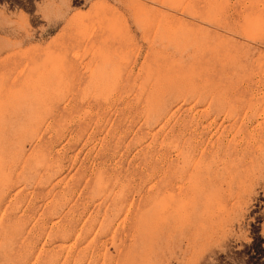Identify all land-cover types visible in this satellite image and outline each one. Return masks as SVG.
<instances>
[{"label": "rangeland", "instance_id": "374dc122", "mask_svg": "<svg viewBox=\"0 0 264 264\" xmlns=\"http://www.w3.org/2000/svg\"><path fill=\"white\" fill-rule=\"evenodd\" d=\"M0 264H264V0H0Z\"/></svg>", "mask_w": 264, "mask_h": 264}, {"label": "bare ground", "instance_id": "6f19581e", "mask_svg": "<svg viewBox=\"0 0 264 264\" xmlns=\"http://www.w3.org/2000/svg\"><path fill=\"white\" fill-rule=\"evenodd\" d=\"M191 122V121H190ZM212 123V122H211ZM182 129V128H181ZM179 135V134H178ZM186 137V136H185ZM182 143V142H181ZM164 153V152H163ZM181 162V161H180ZM233 162V161H232ZM200 163V162H199ZM210 164V163H209ZM233 165V164H232ZM198 168V167H197ZM243 175V174H242ZM160 187V186H159ZM161 190V189H160ZM241 190V189H240ZM157 191H158V189H157ZM160 193V192H159ZM157 194V193H156ZM164 194V193H163ZM158 195V194H157ZM165 195V194H164ZM239 196V195H238ZM160 197H161V195H160ZM156 198V197H155ZM163 198H165V197H163ZM246 198V197H245ZM160 199V198H159ZM158 200V199H157ZM156 200V201H157ZM187 200V199H186ZM181 204H183V203H181ZM163 208V207H162ZM165 208V207H164ZM171 208V206L169 207V209ZM232 208V207H231ZM166 209H168V207H166ZM168 209V210H169ZM179 209V208H178ZM163 210V209H162ZM167 211V210H166ZM172 211H175L174 209L172 210ZM177 211V210H176ZM176 211H175V213H176ZM161 212V211H160ZM170 212V211H169ZM164 213V212H163ZM168 213V212H167ZM166 212L164 213V214H167ZM160 215V214H159ZM169 215V214H168ZM170 216V215H169ZM169 216H167V217H169ZM165 218H166V216H165ZM161 219H163V218H161ZM168 219V218H167ZM169 220V219H168ZM160 222V221H159ZM163 222H164V220H163ZM165 222H167V220L165 221ZM162 223V222H161ZM156 225V224H155Z\"/></svg>", "mask_w": 264, "mask_h": 264}]
</instances>
